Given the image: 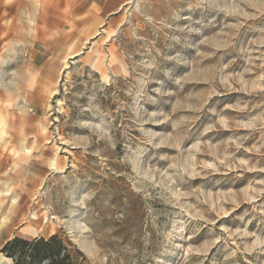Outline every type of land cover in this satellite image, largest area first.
Returning <instances> with one entry per match:
<instances>
[{
    "label": "rangeland",
    "instance_id": "rangeland-1",
    "mask_svg": "<svg viewBox=\"0 0 264 264\" xmlns=\"http://www.w3.org/2000/svg\"><path fill=\"white\" fill-rule=\"evenodd\" d=\"M29 4L0 0V264L53 235L77 264H264V0H130L34 50Z\"/></svg>",
    "mask_w": 264,
    "mask_h": 264
},
{
    "label": "crops",
    "instance_id": "crops-1",
    "mask_svg": "<svg viewBox=\"0 0 264 264\" xmlns=\"http://www.w3.org/2000/svg\"><path fill=\"white\" fill-rule=\"evenodd\" d=\"M29 10L14 13L23 18L25 24L19 26L18 36L25 42L26 49L34 50V42H55V48L67 49L69 38L66 34H85L99 32L104 24L116 22V15L130 0H29ZM36 4H34L35 2ZM27 18V21L24 19ZM84 41V36L80 39ZM64 42V44H63ZM66 43V44H65ZM51 46V45H50ZM4 45L0 44V56L3 58ZM20 106L23 113L26 107ZM24 108V109H23Z\"/></svg>",
    "mask_w": 264,
    "mask_h": 264
},
{
    "label": "trees",
    "instance_id": "trees-1",
    "mask_svg": "<svg viewBox=\"0 0 264 264\" xmlns=\"http://www.w3.org/2000/svg\"><path fill=\"white\" fill-rule=\"evenodd\" d=\"M1 253L14 264H77L79 252L70 242L65 243L59 235H53L48 239L13 238L3 246Z\"/></svg>",
    "mask_w": 264,
    "mask_h": 264
},
{
    "label": "bare ground",
    "instance_id": "bare-ground-1",
    "mask_svg": "<svg viewBox=\"0 0 264 264\" xmlns=\"http://www.w3.org/2000/svg\"><path fill=\"white\" fill-rule=\"evenodd\" d=\"M133 1L134 0H131V2H133ZM24 221H26L28 223V226L26 229H24V232H29V233L36 232V231H43L44 226L46 224L45 221L40 222V220L37 218V216L34 213L28 214L27 216H25ZM7 233H8V230L4 234H7Z\"/></svg>",
    "mask_w": 264,
    "mask_h": 264
},
{
    "label": "built area",
    "instance_id": "built-area-1",
    "mask_svg": "<svg viewBox=\"0 0 264 264\" xmlns=\"http://www.w3.org/2000/svg\"><path fill=\"white\" fill-rule=\"evenodd\" d=\"M4 66V63L1 61L0 62V71L2 70V67Z\"/></svg>",
    "mask_w": 264,
    "mask_h": 264
}]
</instances>
